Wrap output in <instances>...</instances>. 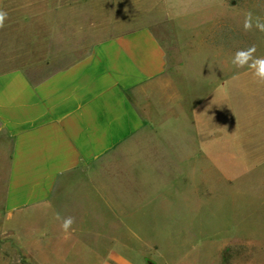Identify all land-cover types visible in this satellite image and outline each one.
Here are the masks:
<instances>
[{"label":"crops","instance_id":"0c3cea01","mask_svg":"<svg viewBox=\"0 0 264 264\" xmlns=\"http://www.w3.org/2000/svg\"><path fill=\"white\" fill-rule=\"evenodd\" d=\"M239 1L231 0L235 26L228 29L227 59L219 50L217 60L213 49L211 74L197 70V79L184 82L187 95L199 97L191 122L181 106L180 124L149 123L131 97L167 70V51L149 26L107 38L37 82L21 69L1 72L0 129L12 142L5 211L46 205L65 183L89 182L90 188L74 191L82 198L76 202L101 228L93 233L97 246L80 258L143 264L141 245L156 244L143 230L155 221L151 211H178L181 238L191 233L195 240L187 243H198L219 220L217 197L264 196V84L231 63L235 51L253 41ZM178 4L181 13L183 0ZM171 162L174 175L152 171ZM188 193H195L192 208Z\"/></svg>","mask_w":264,"mask_h":264},{"label":"rangeland","instance_id":"374dc122","mask_svg":"<svg viewBox=\"0 0 264 264\" xmlns=\"http://www.w3.org/2000/svg\"><path fill=\"white\" fill-rule=\"evenodd\" d=\"M179 1L182 0H0V10L7 13L4 27L0 28V73L21 69L37 82L85 57L97 43L149 26L167 51V70L149 89L135 90L131 97L149 123L180 124L181 106L191 122L190 110L199 97L195 93L187 95L184 82L197 79V70L199 75L211 74L213 49L217 60L219 50L227 59L228 29L235 26V18L231 0H183L181 13L175 10ZM239 2L246 14L251 12L254 18L264 20V0ZM248 33L252 45L256 43L264 51V33L255 26ZM156 134L162 138L161 131ZM11 148V139L0 129V264H99L97 259L80 258L97 246L92 243L93 233L101 228L93 215L86 213V207L76 202L81 196L74 191L90 188L89 182L65 183L46 205L15 213L5 211ZM152 171L174 175L177 167L172 162L163 163ZM184 198L191 208L195 205V193ZM214 203L219 220L214 222V229H205L204 241L198 243H187L195 240L191 233L181 238L185 229L175 217L178 211L162 207L151 211L149 215L155 221L147 223L143 230L156 244L141 245L144 254L138 256L146 258L140 261L264 264V196L224 194ZM207 205L203 209L205 217L210 211ZM56 213L75 219L67 238L61 231V221L55 219ZM93 226L97 228H89ZM214 230L218 234L207 237Z\"/></svg>","mask_w":264,"mask_h":264},{"label":"clouds","instance_id":"9594fccd","mask_svg":"<svg viewBox=\"0 0 264 264\" xmlns=\"http://www.w3.org/2000/svg\"><path fill=\"white\" fill-rule=\"evenodd\" d=\"M7 18V13L0 10V28L4 27V22ZM255 28L264 33V20L261 17H253L251 12H248L245 16L243 29L245 32L251 31ZM256 45H251L247 48L238 49L232 56L231 63L238 69L248 68L252 71L254 78L258 83L264 84V56L256 55ZM55 219L61 221L60 228L65 238L71 235L72 225L75 223V219L72 216L61 217L59 213L55 214Z\"/></svg>","mask_w":264,"mask_h":264}]
</instances>
